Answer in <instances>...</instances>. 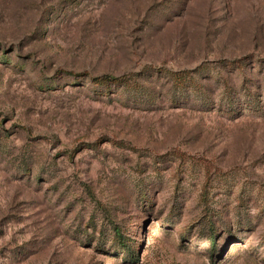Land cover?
Returning <instances> with one entry per match:
<instances>
[{
	"label": "rangeland",
	"instance_id": "1",
	"mask_svg": "<svg viewBox=\"0 0 264 264\" xmlns=\"http://www.w3.org/2000/svg\"><path fill=\"white\" fill-rule=\"evenodd\" d=\"M0 264H264V0H0Z\"/></svg>",
	"mask_w": 264,
	"mask_h": 264
},
{
	"label": "trees",
	"instance_id": "2",
	"mask_svg": "<svg viewBox=\"0 0 264 264\" xmlns=\"http://www.w3.org/2000/svg\"><path fill=\"white\" fill-rule=\"evenodd\" d=\"M171 77L174 78L176 80V82H178V83H184V81H185V76L183 75V73H174V74H172ZM89 79H90L89 82H91L92 86H94V87H96V86H99V87L102 86L104 88L107 85H109L108 84L109 82L110 83H115L117 85L118 84H121L122 86L131 87V85L129 83V80L124 79V78L113 79V78H109L107 76L106 77L105 76H101V77H93V78L91 77ZM118 239L121 240V237H118ZM213 243H214V241H213ZM120 244H122V242H119V245ZM120 247H125V245H121ZM131 256L134 257V255H131Z\"/></svg>",
	"mask_w": 264,
	"mask_h": 264
}]
</instances>
